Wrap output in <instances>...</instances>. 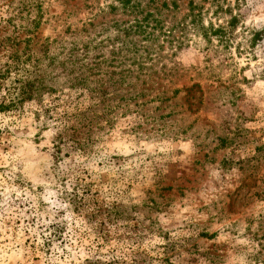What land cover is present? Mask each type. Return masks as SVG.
<instances>
[{"label":"rangeland","instance_id":"374dc122","mask_svg":"<svg viewBox=\"0 0 264 264\" xmlns=\"http://www.w3.org/2000/svg\"><path fill=\"white\" fill-rule=\"evenodd\" d=\"M188 1H143L163 29L142 70L101 63L73 85L55 69L66 53L108 61L113 26L135 15L115 0H0V102L23 51L52 87L0 111V264H264V0H227L228 46L194 29ZM194 2L204 25L229 19Z\"/></svg>","mask_w":264,"mask_h":264},{"label":"trees","instance_id":"16d2710c","mask_svg":"<svg viewBox=\"0 0 264 264\" xmlns=\"http://www.w3.org/2000/svg\"><path fill=\"white\" fill-rule=\"evenodd\" d=\"M117 1L122 8L128 11V14L135 15L132 20H128L124 23H115L113 28H115L117 34L110 41L112 42L110 49V59L99 61V62H87L83 63V58H88V46H85L82 51L79 48H71L65 55L64 59L55 67L58 72L66 74L69 82L71 84H85L88 80L87 75H85V70L89 73H94L96 69H99L101 63L104 64H113L112 67L121 66L119 71H105L102 74H119V76L130 75L136 70H142L144 66V59L149 58L151 47L146 42H153L158 34L155 30L162 28V17L159 10L147 11V8L144 3L150 2L156 4L158 1L160 7L173 8L178 7L177 0H115ZM144 1V3H143ZM239 3V0H235ZM210 4L214 7L212 13L215 16L219 14H230V2L227 0H210ZM188 13L187 17H190V23L193 25L202 37L207 41L211 42L212 39H215L219 44L228 46L230 43V38L232 33L235 31L239 16L237 14H230L229 19L225 22V25L214 24L211 20L207 21V25L203 23V13L204 7L200 6L198 3H195L194 0H189L187 3ZM111 10H115V5H109ZM140 15L141 17H138ZM162 22V23H161ZM165 35H168L172 32L173 27H170ZM141 39H140V38ZM30 40H26L28 43ZM115 41L119 42V45L114 46ZM24 57V59L21 58ZM82 57V59H81ZM15 58V59H14ZM14 66L13 68L16 72H19V77L16 78V86L13 87V90L8 91L7 99L1 100L0 102V111H7L10 108H16L18 104H21L24 101H31L36 97H41L44 93H50L52 87L48 86L45 82V79L42 77L40 70V58L34 57L31 53L23 51L22 54H15ZM22 59V60H21ZM33 61V62H32ZM30 67H26V63ZM128 62V64H127ZM125 65V66H124ZM124 66V67H122ZM130 66L132 68H130ZM128 67V68H126ZM11 73L10 64L5 65L3 68H0V83L8 77ZM87 73V74H89ZM3 86V85H2ZM6 88V87H5ZM10 90V89H9ZM95 92V90H93ZM75 141V140H74Z\"/></svg>","mask_w":264,"mask_h":264}]
</instances>
